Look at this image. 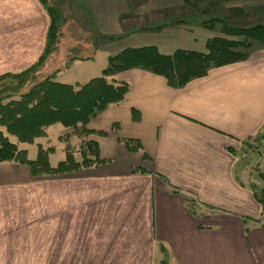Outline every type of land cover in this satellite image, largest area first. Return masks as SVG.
Here are the masks:
<instances>
[{
    "label": "crops",
    "instance_id": "crops-1",
    "mask_svg": "<svg viewBox=\"0 0 264 264\" xmlns=\"http://www.w3.org/2000/svg\"><path fill=\"white\" fill-rule=\"evenodd\" d=\"M223 1L212 11L207 0H138L139 14L160 18L136 25L142 33L126 47L205 51L224 22H264V0ZM86 4L95 16L104 11L103 0ZM49 24L41 0H0V75L39 60ZM84 30L71 26L74 38L60 49L61 26L34 79L44 66L40 79L73 85L100 75L115 54L104 55L113 35L92 25L88 39ZM109 77L128 89L86 124L102 161L40 175L27 163L0 162V264H40L33 256L44 244L52 264H264L256 181H247L246 165L236 170L264 142V44L253 42L246 59L210 67L182 88L139 66Z\"/></svg>",
    "mask_w": 264,
    "mask_h": 264
},
{
    "label": "trees",
    "instance_id": "trees-1",
    "mask_svg": "<svg viewBox=\"0 0 264 264\" xmlns=\"http://www.w3.org/2000/svg\"><path fill=\"white\" fill-rule=\"evenodd\" d=\"M41 2L50 16L45 50L35 64L20 72L0 75V162L27 163L35 175L73 171L102 161L96 141L85 136L86 124L108 105L121 101L128 89L127 82L110 79L109 75L139 66L161 74L170 86L182 88L193 79L205 76L210 67L246 59L253 42L264 44V22L249 26L224 25L225 35L209 38L205 51L179 48L165 54L155 45L125 47L109 56L100 75L85 82L61 83L52 76L35 80L34 72L59 40L60 11L49 0ZM27 84L30 87L22 92ZM54 123L66 128L59 135L63 159L51 165L49 152L53 148H45L40 143H37V156L29 158L19 143H33L46 136L47 127ZM260 175L264 178V173ZM251 188L262 213L264 187L260 193L257 186ZM160 264L166 263L162 260Z\"/></svg>",
    "mask_w": 264,
    "mask_h": 264
},
{
    "label": "rangeland",
    "instance_id": "rangeland-1",
    "mask_svg": "<svg viewBox=\"0 0 264 264\" xmlns=\"http://www.w3.org/2000/svg\"><path fill=\"white\" fill-rule=\"evenodd\" d=\"M86 1L87 0H49V3L53 4V6H55L58 9V11H60L59 31H60L61 26L65 30V31H62L63 38L61 41L63 44L61 45L60 49H64V43H65L64 39H68L69 41V39L74 38L73 36L74 34L71 33L70 31L71 26L73 29L79 28V27L80 29H85L84 31L80 33L82 35L88 36V39H89V38H92L90 28L93 25L94 27L97 26L98 29L103 28L105 35L114 36L113 38H105L104 55L107 51L117 53L119 49L126 47V45L131 43L133 39L138 37V34L142 33V32L133 31V29L136 28V25H142L144 23H146L145 26L156 25L160 18V15L155 16L151 14L149 17L147 15L139 14L138 10L135 9L136 3L138 0H135V1L131 0V2L134 3L133 8L131 7L132 9L128 5H125L124 3H122L123 2L122 0L121 1L103 0V10L104 11L102 14H99L97 16L91 14L90 10L87 9ZM88 1H91V0H88ZM117 1H118V3L116 4L117 10L115 11L114 7L112 6V3H116ZM223 2H224L223 0H207V5L205 6V8H211L212 10L213 8L221 5ZM200 6H203V5L200 4ZM67 22L69 24L68 30H67V25H66ZM222 24L223 23H218L219 27H221ZM228 24H229L228 22L227 23L224 22L223 26L228 25ZM222 35H225V33L223 32ZM222 35H219V36H222ZM74 52H78V51H74ZM45 69L46 67L44 66V68L40 71V75L39 74L36 75L37 80H40L41 75L43 74ZM29 87H30V84H27L24 88L21 89V91L24 92ZM65 129L66 128L62 126L61 124L54 123L48 128L47 137H41L37 139L36 142L30 143V144H20V147H28L29 149L28 156L33 159L37 156V152H38L37 142H40V144L45 148L48 146H52L54 150L49 152L50 154L49 160H50V163L54 165L58 160L62 159L64 156L63 151L61 149L62 143L58 141L56 137L61 132L65 131ZM252 142L256 144V142L254 141ZM258 147H259L260 152L263 154L262 157H259V155L255 153ZM249 152H250V157L247 159L239 160L237 163L236 170L238 171L246 165L245 167L247 168V172H248L247 177H246L247 181L250 182L251 179H253V181H256L255 183L257 185V190H259L258 192L260 193L261 188L264 187V178H261L260 177L261 175L258 173H264V142H262L260 146H257V147L255 146V148L249 149ZM256 166L258 167L256 168ZM191 207L192 206H189V208ZM261 215H262L261 222H264V210L261 213ZM52 250L53 248L44 244L38 249L39 255L33 256V257L39 258L40 264H52L51 262H48V260H50L51 258H54V256H52L53 254H50L52 253ZM104 257L106 258L107 256H104Z\"/></svg>",
    "mask_w": 264,
    "mask_h": 264
}]
</instances>
